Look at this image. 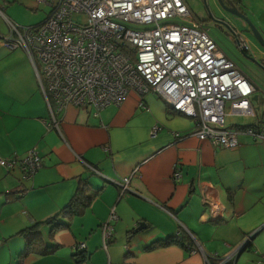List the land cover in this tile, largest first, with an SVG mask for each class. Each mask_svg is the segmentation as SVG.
<instances>
[{
	"label": "crops",
	"instance_id": "0c3cea01",
	"mask_svg": "<svg viewBox=\"0 0 264 264\" xmlns=\"http://www.w3.org/2000/svg\"><path fill=\"white\" fill-rule=\"evenodd\" d=\"M12 52L0 40V68ZM16 60L31 82L0 81V157L36 149L43 166L27 180L0 166V264H206L234 252V264H264L263 140L239 133L236 150L202 141L195 120L154 93L132 92L100 113L70 107L55 126L30 59L22 51ZM250 73L254 114L228 115L226 129L264 134V73ZM81 180L98 192L86 213L69 227L44 224ZM37 223L52 252L20 261L28 247L21 233ZM158 241L168 245L148 249Z\"/></svg>",
	"mask_w": 264,
	"mask_h": 264
},
{
	"label": "built area",
	"instance_id": "2783aa9c",
	"mask_svg": "<svg viewBox=\"0 0 264 264\" xmlns=\"http://www.w3.org/2000/svg\"><path fill=\"white\" fill-rule=\"evenodd\" d=\"M37 4L52 11L45 23L32 27L14 24L0 7V16L10 26L2 43L30 57L55 126L57 117L70 107H92L100 113L123 105L132 92L154 93L177 114L194 119L202 141L228 150L238 148L239 133L264 141V134L251 127L226 129L228 115L254 114L257 87L202 28L186 0H37ZM76 14L85 15L86 21L74 20ZM237 41L246 52L247 41L239 35ZM158 131L154 127L152 135ZM0 166L19 170L27 180L43 163L32 149L23 156L0 157ZM129 182L123 180V190ZM117 219L112 213L111 221ZM104 225L111 233L110 224ZM236 256L234 252L217 264L235 263Z\"/></svg>",
	"mask_w": 264,
	"mask_h": 264
},
{
	"label": "rangeland",
	"instance_id": "374dc122",
	"mask_svg": "<svg viewBox=\"0 0 264 264\" xmlns=\"http://www.w3.org/2000/svg\"><path fill=\"white\" fill-rule=\"evenodd\" d=\"M186 2L202 24V28L242 72L247 73L246 75H251V70L264 73L262 55L264 0H186ZM0 7L5 9L4 14L8 20L21 27L39 26L45 23L52 11L48 5H38L37 0H0ZM226 7L235 10L236 15L227 12ZM73 18L80 23L86 21V16L83 14H76ZM9 35L10 26L6 19L0 16V40L8 38ZM237 35L247 41L249 48L246 52L239 48ZM21 52L22 50H14L10 60L1 65V82H31L28 69L22 62L16 60ZM28 58L30 59L29 56ZM38 65L40 69L42 66L40 63Z\"/></svg>",
	"mask_w": 264,
	"mask_h": 264
},
{
	"label": "trees",
	"instance_id": "16d2710c",
	"mask_svg": "<svg viewBox=\"0 0 264 264\" xmlns=\"http://www.w3.org/2000/svg\"><path fill=\"white\" fill-rule=\"evenodd\" d=\"M97 195L98 192L91 193L87 182L81 180L80 185L74 197L71 199V201L61 210V212L58 215L47 220L44 224L52 225L54 226V228L69 227L70 223L76 217H81L86 213L87 209L90 207L92 201L94 200V198L97 197ZM60 218L66 219L67 222L65 224H61V223L57 224ZM42 225L43 223H37L33 227L21 233V235L25 236V238L27 239L28 247L27 250L24 252V254L21 256L20 261L24 260L29 255H34V254L46 255L52 252V248H46L44 245L42 232H41ZM185 241H188V238H183L182 240H170L168 244H172V243L184 244ZM168 244L165 241H158L151 244L148 249L153 250L167 246ZM211 264H217V262ZM228 264H234V262L231 261Z\"/></svg>",
	"mask_w": 264,
	"mask_h": 264
},
{
	"label": "flooded vegetation",
	"instance_id": "af4514ba",
	"mask_svg": "<svg viewBox=\"0 0 264 264\" xmlns=\"http://www.w3.org/2000/svg\"><path fill=\"white\" fill-rule=\"evenodd\" d=\"M226 11L229 12V13H232V14L236 15V14H235L236 11L233 10L232 8H230V7H226Z\"/></svg>",
	"mask_w": 264,
	"mask_h": 264
},
{
	"label": "water",
	"instance_id": "95a60500",
	"mask_svg": "<svg viewBox=\"0 0 264 264\" xmlns=\"http://www.w3.org/2000/svg\"><path fill=\"white\" fill-rule=\"evenodd\" d=\"M256 233H257V232H256ZM256 233H255V234H256ZM255 234H253V236H254ZM244 246H245V245H244Z\"/></svg>",
	"mask_w": 264,
	"mask_h": 264
},
{
	"label": "clouds",
	"instance_id": "9594fccd",
	"mask_svg": "<svg viewBox=\"0 0 264 264\" xmlns=\"http://www.w3.org/2000/svg\"><path fill=\"white\" fill-rule=\"evenodd\" d=\"M237 257V256H236ZM218 263V262H217Z\"/></svg>",
	"mask_w": 264,
	"mask_h": 264
}]
</instances>
